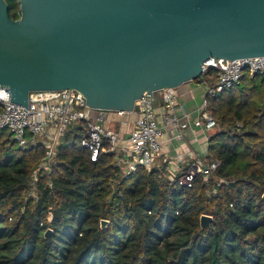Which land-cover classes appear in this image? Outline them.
Listing matches in <instances>:
<instances>
[{"label":"trees","instance_id":"trees-1","mask_svg":"<svg viewBox=\"0 0 264 264\" xmlns=\"http://www.w3.org/2000/svg\"><path fill=\"white\" fill-rule=\"evenodd\" d=\"M6 2L19 18L20 0ZM208 106L219 123L209 156L225 181L198 176L191 188L155 168L120 177L113 153L93 162L83 122L33 183L44 146L0 131V264H264V80L247 73Z\"/></svg>","mask_w":264,"mask_h":264},{"label":"water","instance_id":"water-1","mask_svg":"<svg viewBox=\"0 0 264 264\" xmlns=\"http://www.w3.org/2000/svg\"><path fill=\"white\" fill-rule=\"evenodd\" d=\"M20 4L13 19L0 0V88L27 107L32 91L77 89L92 108L138 112L142 95L198 79L212 58L264 55V0ZM200 218L211 226L213 216Z\"/></svg>","mask_w":264,"mask_h":264},{"label":"built area","instance_id":"built-area-1","mask_svg":"<svg viewBox=\"0 0 264 264\" xmlns=\"http://www.w3.org/2000/svg\"><path fill=\"white\" fill-rule=\"evenodd\" d=\"M247 73L264 80V55L210 59L203 64L202 75L188 82L204 90L195 110L181 99L179 87L145 93L136 101L139 111L131 112L137 118L126 135L111 126L108 115L130 112H106L87 106L85 95L77 89L32 91L27 107L12 101L8 88H0V131L11 133L20 147L44 146L45 155L33 173L34 183L38 172H52L63 139L83 122L86 131L81 143L93 162L101 153H113L120 177L128 178L142 167L155 168L173 183L191 188L198 176L208 181L221 166L219 159L209 156L210 137L219 123L209 110L208 97L240 84ZM189 134L198 142V149L190 145ZM165 143L172 144V149L165 152Z\"/></svg>","mask_w":264,"mask_h":264},{"label":"crops","instance_id":"crops-1","mask_svg":"<svg viewBox=\"0 0 264 264\" xmlns=\"http://www.w3.org/2000/svg\"><path fill=\"white\" fill-rule=\"evenodd\" d=\"M179 93L181 99L186 103L187 107L190 110H195L204 96V90L200 89L199 87L193 86V84L190 83H186L181 87H179ZM110 116L111 118L114 119V121H118L120 123V126H118L117 128L122 130L125 135L132 130L135 124V120L137 118V114L135 113H126L123 116H118L116 114H109L108 118L109 121L111 122L112 120L110 119ZM121 121H125V123H122ZM111 126H113L112 123ZM189 142H191L190 145L193 148L198 149L199 144L198 142L193 140V134H189ZM172 147H173L172 144L165 143V149H164L165 152L171 150Z\"/></svg>","mask_w":264,"mask_h":264},{"label":"rangeland","instance_id":"rangeland-1","mask_svg":"<svg viewBox=\"0 0 264 264\" xmlns=\"http://www.w3.org/2000/svg\"><path fill=\"white\" fill-rule=\"evenodd\" d=\"M113 116H114V115H113ZM113 116H112V117H113ZM110 119L112 120L111 123L113 124V127H114V128H117L118 126H120V123H119L118 121H114V119L111 118V116H110ZM213 178L216 179V175H215ZM216 180H217V181H218V180H219V181H223V182L225 181V180H223V179L220 180V179H218V178H217ZM33 181H34V180H33ZM33 183H34V182H33ZM32 194H33L34 196L37 195V191L35 190V187H34L33 190H32Z\"/></svg>","mask_w":264,"mask_h":264}]
</instances>
